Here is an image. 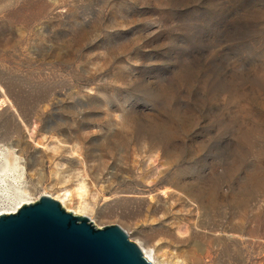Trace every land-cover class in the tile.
Returning a JSON list of instances; mask_svg holds the SVG:
<instances>
[{
  "label": "rangeland",
  "instance_id": "1",
  "mask_svg": "<svg viewBox=\"0 0 264 264\" xmlns=\"http://www.w3.org/2000/svg\"><path fill=\"white\" fill-rule=\"evenodd\" d=\"M0 104V205L264 264V0H0Z\"/></svg>",
  "mask_w": 264,
  "mask_h": 264
},
{
  "label": "water",
  "instance_id": "2",
  "mask_svg": "<svg viewBox=\"0 0 264 264\" xmlns=\"http://www.w3.org/2000/svg\"><path fill=\"white\" fill-rule=\"evenodd\" d=\"M0 264H151L119 225L97 227L43 195L0 215Z\"/></svg>",
  "mask_w": 264,
  "mask_h": 264
},
{
  "label": "bare ground",
  "instance_id": "3",
  "mask_svg": "<svg viewBox=\"0 0 264 264\" xmlns=\"http://www.w3.org/2000/svg\"><path fill=\"white\" fill-rule=\"evenodd\" d=\"M2 102H3V100H2ZM6 104V103H5ZM1 105V104H0ZM2 107V106H1ZM1 109V108H0ZM5 158V157H4ZM1 160V159H0ZM6 159H4V161H5ZM3 161V162H4ZM2 162V163H3ZM6 162H7V160H6ZM8 163V162H7ZM4 164H6L5 162H4ZM3 170H4V168L3 167H1ZM2 169H1V171H2ZM7 171V170H6ZM6 171H4L5 173H6ZM1 173V172H0ZM3 173V172H2ZM5 173H4V175H5ZM6 177V176H5ZM3 175L2 174H0V191H1V193L2 192H4V193H6V189H7V186L4 184V181H3ZM8 182V181H7ZM21 192V191H20ZM20 192H18V191H14L13 193H12V195H7V197H5L6 195H3L2 197H3V202H4V204H1L0 205V215L1 214H8V213H13V212H15L22 204H27V203H30V202H32V201H29V200H27L26 198H23V195L24 194H21ZM22 193H23V191H22ZM69 193L66 191V192H64L63 194H61V195H58V198H59V200H60V202L63 204V205H66L67 203H66V201H65V198H67L69 195H68ZM26 196H28L27 194H26ZM28 198V197H27ZM69 199V198H68ZM70 200V199H69ZM68 200V201H69ZM82 202V201H81ZM80 204H82V203H80ZM68 206V205H67ZM85 211H86V208H84L83 206H81V205H78L77 206V211L76 212H80V213H85ZM143 246L145 245V244H142ZM143 246H141L140 244H138V247L140 248V250H141V252H142V255L144 256V258H146V260H148L151 264H161L160 263V261L159 260H157L154 256H153V254H152V252H151V250L149 249V248H146V245H145V247H143ZM160 259V258H159Z\"/></svg>",
  "mask_w": 264,
  "mask_h": 264
}]
</instances>
